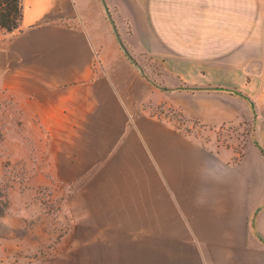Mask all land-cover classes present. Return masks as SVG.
I'll list each match as a JSON object with an SVG mask.
<instances>
[{"label":"crops","instance_id":"obj_1","mask_svg":"<svg viewBox=\"0 0 264 264\" xmlns=\"http://www.w3.org/2000/svg\"><path fill=\"white\" fill-rule=\"evenodd\" d=\"M104 2L163 89L128 60L102 0H23V33L0 36V89L40 129L38 172L68 254L264 264V0ZM168 90L194 103L168 104L183 123L145 106ZM230 123L248 127L241 152L215 141Z\"/></svg>","mask_w":264,"mask_h":264},{"label":"rangeland","instance_id":"obj_2","mask_svg":"<svg viewBox=\"0 0 264 264\" xmlns=\"http://www.w3.org/2000/svg\"><path fill=\"white\" fill-rule=\"evenodd\" d=\"M212 74L213 73H204L202 82L211 81ZM164 92L165 93L156 91L150 93L152 100H148L145 105L150 113L157 111L160 114H166L169 109L175 112L168 104H172L175 107L181 106V108L184 106V109H187L189 106L194 107L193 102L189 104L187 100L188 94H185L184 91L168 90ZM2 93L3 90L0 89V112L7 105L1 103ZM12 95L15 97V101L18 103L19 108L20 105L17 94L12 93ZM155 97L159 98L160 102H157ZM175 113L178 112L176 111ZM2 116L4 117L3 113ZM25 126L27 130H25L26 133L24 134L36 142L37 134L33 131L34 123L32 122ZM233 127L234 131L240 134L239 139L244 141L248 134V127L246 125L244 127L234 125ZM7 133L9 135V132ZM20 134L21 133L16 134V136H11L19 137ZM19 152L17 148L14 150L16 155L14 161L19 159ZM32 168L35 167L33 166ZM38 170L40 171L39 168L37 171ZM16 175L19 177L18 173ZM27 176L29 185L28 190L25 191L23 196H20L16 191L13 192L10 210H7L5 215L0 217V264H75L73 262L74 255L68 254L67 252L70 249L68 239L66 237H58V234L61 232L56 231L55 224L52 222L51 216H49L52 215V206L50 203V196L47 194V189L45 188L49 183H39L43 179V176L39 172L35 173V175ZM45 177L50 180L49 174H44V180ZM35 181L37 183L34 185ZM34 187H37L35 188L37 191L39 189L38 193L44 199V204H41V206H44L48 211L45 215H40L41 210L39 211V208L36 206L38 202L33 199L36 193Z\"/></svg>","mask_w":264,"mask_h":264},{"label":"trees","instance_id":"obj_3","mask_svg":"<svg viewBox=\"0 0 264 264\" xmlns=\"http://www.w3.org/2000/svg\"><path fill=\"white\" fill-rule=\"evenodd\" d=\"M22 16L23 0H0V36H17L22 34L24 31ZM145 74L157 83V80L151 75H148L147 73ZM1 103L7 104L0 112V118H2L0 119V129L2 130H0V217H3L5 212L11 208L13 192L16 191L20 196H23L25 191L28 190L29 185L27 175H35V173L38 172L37 169L40 167L42 161V147L40 136H38L41 132L39 128L37 129V127H35V125L33 127L35 130L33 129V131L37 134L36 142L24 134L26 133L25 130H27L25 126L26 122L23 112L20 107L18 108V103H16L12 92L3 90ZM2 113L4 114V117L2 116ZM165 115L175 118L181 123L185 121L183 116L173 112L171 109L167 110ZM195 124L197 125L198 123ZM209 130L211 131L212 129ZM7 132H9V135ZM214 132L216 143L221 142L223 146H231L236 151L238 150V152L242 151V144L244 141L239 139L240 134L237 131H234V127L231 123L219 127ZM18 133H21L19 137L11 136H16ZM16 148L19 149L20 155L19 159L14 161V157L16 156L14 150ZM33 166L35 168H32ZM17 173L19 177H17ZM39 173L43 176L42 181L39 183L48 184L50 182L49 178L45 177L44 180V174L42 172ZM36 183L37 182L35 181L34 185ZM35 188L37 187H34L36 193L33 199L38 202L36 203V206L39 208V211L41 210V213L39 212L40 215H45L48 211L44 206H41V204H44V199L39 195V189L37 191ZM45 188L47 189V194L51 197L49 184ZM50 203L52 206L51 198ZM61 235L62 234L60 233L58 237L60 238Z\"/></svg>","mask_w":264,"mask_h":264},{"label":"water","instance_id":"obj_4","mask_svg":"<svg viewBox=\"0 0 264 264\" xmlns=\"http://www.w3.org/2000/svg\"><path fill=\"white\" fill-rule=\"evenodd\" d=\"M102 2H103V5H104V8H105V11H106L107 17H108V19L110 20V23H111V25H112L113 33H114V35L116 36V38H117V40H118V43H119L121 49L124 51V53H125V55L128 57V59H129L132 63H134V64H135V65L141 70L142 75L144 76V78H145V79H146L151 85H153V86H155V87H158V86H157L152 80H150L146 75H144V73H143V71H142L140 65L136 62V60H135V59L131 56V54L128 52L126 46L124 45V43H123L122 40H121L120 34H119V32H118V30H117L115 24H114V21H113V19H112L110 13H109V11H108V8H107L106 5H105L104 0H102ZM158 88L163 89L162 87H158ZM179 88H183V87H179ZM186 89H190V88L186 87ZM205 89H220V88H205ZM230 91H231V90H230ZM231 92H234V91H231Z\"/></svg>","mask_w":264,"mask_h":264}]
</instances>
